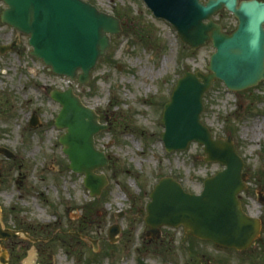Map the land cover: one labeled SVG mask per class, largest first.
I'll use <instances>...</instances> for the list:
<instances>
[{"label":"rangeland","instance_id":"obj_1","mask_svg":"<svg viewBox=\"0 0 264 264\" xmlns=\"http://www.w3.org/2000/svg\"><path fill=\"white\" fill-rule=\"evenodd\" d=\"M84 1L118 14L122 32L111 38L89 83L80 85L31 56L29 36L1 22L7 6L0 0V44L19 43L0 54V147L15 155L0 154V217L50 238L27 246L24 264H196L189 253L202 258L199 264H264V81L238 93L215 81L201 116L214 138L230 137L245 160L248 188L240 200L247 214L262 221L259 238L245 252L187 236L183 228H165L160 239L150 241L146 208L163 178L200 194L205 181L223 170L203 160L201 145L168 153L162 141L164 107L178 80L206 74L216 50L210 42L191 50L140 0ZM214 21L227 32L238 26L227 11ZM70 85L107 125L95 138L110 160L97 171L110 182L99 197L90 195L84 175L70 170L59 142L66 131L55 126L61 106L50 92ZM33 116L39 127H30ZM114 225L121 227L117 243L109 241Z\"/></svg>","mask_w":264,"mask_h":264},{"label":"water","instance_id":"obj_2","mask_svg":"<svg viewBox=\"0 0 264 264\" xmlns=\"http://www.w3.org/2000/svg\"><path fill=\"white\" fill-rule=\"evenodd\" d=\"M8 8L3 23L30 37L31 55L42 60L50 70L86 85L101 58L112 46L111 38L122 32L119 18L100 11L84 0H3ZM156 19L170 23L180 39L195 51L211 42L212 55L207 74L187 73L179 79L163 113V142L169 153L185 151L192 143L204 148L206 163L224 167L205 181L200 195L186 192L175 179H162L151 193L145 222L147 237L158 238L163 227L179 228L201 240L237 251L248 250L259 238L262 222L248 216L239 199L247 189L245 161L229 137L215 139L202 122L204 97L215 81L232 92L257 87L264 81V3L258 0H141ZM228 11L238 20L230 34L214 22L218 13ZM9 48H1L5 54ZM51 98L62 109L56 127L66 130L60 139L70 169L85 175V186L92 197H99L109 185L97 171L110 163L96 148V136L107 129L101 117L87 107L72 88L53 91ZM33 116L30 126L38 127ZM0 154L15 155L6 148ZM122 217V215H121ZM1 223V222H0ZM121 228L110 229L109 239L117 243ZM1 237H18L4 232Z\"/></svg>","mask_w":264,"mask_h":264},{"label":"flooded vegetation","instance_id":"obj_3","mask_svg":"<svg viewBox=\"0 0 264 264\" xmlns=\"http://www.w3.org/2000/svg\"><path fill=\"white\" fill-rule=\"evenodd\" d=\"M260 1L264 2V0ZM14 42H16V44L12 49H15L19 44L17 40ZM1 45L4 44H0V46ZM0 54L4 55L2 53ZM1 223L4 232L18 233V237H14L11 235V237L9 236V238H5L0 236V264H24L27 246L30 247L32 245L33 247H38L50 241L49 237H44L43 235L37 236L31 228H24L23 226H18L16 224H9L3 215L1 217ZM162 235L160 237H162ZM200 261H202V259ZM32 264L37 263L32 262ZM41 264L47 263L43 261L41 262Z\"/></svg>","mask_w":264,"mask_h":264},{"label":"trees","instance_id":"obj_4","mask_svg":"<svg viewBox=\"0 0 264 264\" xmlns=\"http://www.w3.org/2000/svg\"><path fill=\"white\" fill-rule=\"evenodd\" d=\"M117 16H118V14H117Z\"/></svg>","mask_w":264,"mask_h":264}]
</instances>
